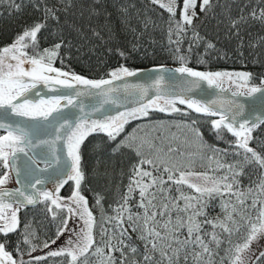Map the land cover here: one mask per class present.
Segmentation results:
<instances>
[{"label":"snow or ice","instance_id":"1","mask_svg":"<svg viewBox=\"0 0 264 264\" xmlns=\"http://www.w3.org/2000/svg\"><path fill=\"white\" fill-rule=\"evenodd\" d=\"M152 2L159 3L160 7L170 14L172 18L170 23H175V29L169 28V42L175 43L178 50L181 37L186 31L185 26L192 25L193 19L197 16L195 11L197 0H183L182 6L178 5L177 0H168L167 3H163L162 0H152ZM210 3L211 0H201V11H204ZM177 7H180L181 11L180 20H175ZM15 10L19 11V6H16ZM43 11L45 18L58 19L54 8L45 7ZM249 15L264 25V9L259 13L253 10ZM240 23H247V18L241 15L238 20L231 22L232 28L237 29V35L239 34L237 25ZM44 26L43 23H35L30 29L18 35L12 45L0 49V130L6 133L0 135V169L6 170L0 172V264H25L22 254L18 261L6 250L5 245L10 242L9 234L18 230L20 236L13 250L22 253L20 244L31 245L29 236H34L35 233H29L30 225L26 224L21 228L18 213L21 208L39 203H46L53 218L57 214L54 209H66V216L62 222L63 230H58L57 238L63 234V231L68 230L67 221L72 216H78L83 221L75 244L69 239L67 247L52 251L50 255L70 256L71 264H76L78 257L86 256L95 243L93 237L95 217L88 207L87 198L80 192L81 183L85 179L81 147L93 134L102 133L109 141H116L126 124L132 119L147 117L150 111L179 113L181 109L176 107L179 103L196 113L219 116L218 120L213 121V128L217 133L219 134L221 128L231 133L237 138L235 147L242 150L245 163L255 162L264 170V156L249 146L251 133L259 125L264 124V118L254 117L239 122V118L243 115L241 109L237 108L229 115L228 110L215 106L216 101L201 103L194 99L171 95L160 87L163 78L156 81L155 98L148 96L147 89H141L138 107L116 115H108L104 119H92L90 114L84 112V108L77 104L79 97L97 90L96 94L102 96L103 101L93 109L94 112L104 111V104L119 106L117 98L113 95L118 91L115 82L125 77L136 76L138 73L127 67H120L110 73V79L91 80L75 73L62 71L54 67V61L61 47L59 43L51 49L39 50L37 35ZM173 34L177 37L175 41L172 40ZM194 39H199L195 33ZM29 48L32 49L31 54L28 52ZM214 48V44L207 43L206 50ZM179 59L184 61L185 57L180 56ZM176 71L194 78L191 81L193 84L206 81L209 86L220 87L224 81H227L230 85H235L237 91L233 93L234 95L260 94L264 102V79L258 85L252 84L251 73L201 72L186 66ZM41 84L53 92H59L61 87L76 91L74 95L30 98L29 94L32 90ZM78 85L83 86V89L77 88ZM73 106L80 107V112L83 113L77 120H71L63 115V108ZM12 117L18 119H11ZM29 121L34 123H28ZM42 127L52 130V140L40 137L39 132ZM193 131H196L197 136L200 135L198 130L193 129ZM135 139V135L130 133L113 149L115 152L120 148H129L140 157L132 168V178L127 193L121 198L116 209V216L109 217V220L114 219L117 222L115 227L119 230L120 238L117 239L116 245L109 242L108 248L111 252H120L121 264L127 259L123 247H129L132 253L137 252L135 247L124 243L123 238L128 236L129 228L137 232L138 238L145 242L143 254L145 264H179L182 254L185 262L189 256H192L193 264H215L213 257L219 255V249L224 242L217 229L221 234L227 233L231 237L233 232H239L242 226L247 230L244 243L236 245L234 251L232 248L225 249V257L230 258V264H245L243 254L250 249L252 241L259 234H264V199L260 198L264 196V171H261L259 183L255 188L242 189L237 179L242 171L233 172L231 165L228 166L229 172H233L231 179L227 175L216 179L206 173L185 171L176 164L166 161L161 155L164 148L158 146L155 141L143 140L139 144H134ZM57 144H61V147L57 148ZM145 147L149 155L145 154ZM37 148L40 149L39 152L36 151ZM173 151L178 149L168 148V152ZM21 154L24 158L22 166ZM145 164L150 165L153 171L166 174V178L164 175L154 176L152 171L143 168ZM13 173L21 186L10 190L6 185L12 179ZM195 180H202L203 183H196ZM70 181L74 183L73 193L67 198H61L60 189ZM169 182L176 186V190L180 193L179 197L164 195L159 203H155L154 201L158 200L157 193L165 194L171 191V188L164 187ZM49 183L54 185L53 191L43 187ZM185 185L198 195H185L181 190V186ZM137 189L140 197L138 208L143 209V212H137L134 216L128 207V200ZM217 198L220 201L223 219L219 216L213 218L207 211L210 201ZM250 198L249 205L247 202ZM181 200L183 205L180 204ZM94 203L98 206L101 204L99 194L94 196ZM238 206L243 211H238ZM247 208L254 209L256 215L245 216L244 212ZM124 212H128V227H124ZM173 212L176 213L175 216L172 215ZM237 215L244 222L243 225L236 220ZM138 221L141 222L139 225ZM230 224L232 227L229 226ZM52 243H55V240ZM44 247H49L48 242H45ZM35 250V246H31L29 254ZM102 251L100 248L95 249V253ZM149 252L152 254L150 255ZM260 256L264 257V253ZM259 258L257 257V260ZM107 260L108 264H116L117 258L108 255ZM223 261L224 258H221L220 264H223ZM84 264H87V260Z\"/></svg>","mask_w":264,"mask_h":264},{"label":"trees","instance_id":"2","mask_svg":"<svg viewBox=\"0 0 264 264\" xmlns=\"http://www.w3.org/2000/svg\"><path fill=\"white\" fill-rule=\"evenodd\" d=\"M16 6H19V11L15 10ZM45 7L54 8L58 19L45 18L43 11ZM261 9H264V0H214L204 14L196 16L192 25L185 26L186 31L177 50V45L169 42V28L175 29V23H170L172 19L170 14L152 0H0V49L12 45L18 35L30 29L35 23H43L45 26L37 35L39 50L51 49L59 43L61 47L54 66L69 73L100 80L111 78L110 73L120 67L134 71L151 66L175 65L201 72L245 71L252 74L251 83L258 85L264 79V25L252 19L249 14L253 10L259 13ZM241 15L247 18V23L237 25L239 29L237 35V29L232 28L231 22L238 20ZM180 19L181 14L176 12L175 20ZM194 33L199 39H194ZM176 39V35L173 34L172 40ZM208 42L214 44L215 48L206 50ZM28 52L31 54L32 49L29 48ZM180 56L185 57V60H180ZM176 107L180 108L181 112L150 111L147 117L131 120L116 141H109L102 133L88 137L84 141L81 155L85 179L81 183L80 192L87 198L88 207L95 217L93 228L95 243L86 256L78 257L76 264H84L85 260L87 264H108V255L116 257V264H121L120 252H111L108 248L109 242L116 245L117 239L120 238L119 230L115 227L117 222L114 219L109 220V217L116 216L121 198L127 193L132 168L140 157L129 148H120L115 152L113 149L130 133L136 137L134 144H139L143 140L155 141L158 146L164 148L161 155L166 161L171 163L179 159V164L189 158L186 155L196 150L195 147L192 150L187 148L182 155L186 134L180 133L179 138L170 140L172 143L166 140L161 145L158 141L159 133L156 129L150 128L164 121L186 124L190 127L187 131L198 140L200 153L202 152L200 159L191 158L199 160L203 166L201 169H194L186 164L178 167L185 171L197 173L202 171L216 179L225 175L231 179L233 172L242 171L237 177L242 189L255 188L259 183L260 173L264 170L255 162L245 163L242 150L235 147L237 138L231 133L223 128L219 130V134L217 133L213 128L216 116L196 113L179 103ZM193 129L198 130L200 135L197 136ZM165 131L169 137L173 129ZM251 136L249 146L264 156V124L254 129ZM169 147L178 151L168 152ZM144 151L149 155L147 147ZM238 152L240 154H237ZM229 165L232 166L233 172H229ZM143 168L152 171L154 176L164 175L166 178V174L153 171L148 164L143 165ZM3 171L6 170L0 169V172ZM164 187L171 188V191L165 194L157 193L158 200L154 201L155 203H159L164 195L179 197L180 193L171 182ZM181 190L185 195H198L186 185L181 186ZM73 191L74 183L70 181L59 196L71 195ZM96 194L101 197L99 206L94 203ZM260 198L264 199V196ZM139 199L137 189L128 200V207L134 216L137 212H143V209L138 208ZM247 203L251 204V198ZM180 204L183 205L182 200ZM219 204V198L210 201L207 209L209 216L213 218L219 216L223 219ZM54 211L57 213L55 218L48 211L46 203L19 210L21 228L26 224L30 225L29 233L35 235L29 236L31 245L20 244L19 247L23 250L20 253L13 250L20 236L19 230L9 234L10 242L5 248L13 258L19 261L22 254L25 264H71V257L67 255H35L37 251L46 248L45 242L50 245L57 239L58 230H63L62 222L66 216V209ZM238 211L243 209L238 206ZM123 215L124 227H128V212H124ZM172 215L175 216L176 213L173 212ZM244 215L254 217L256 211L247 208ZM235 218L243 225L244 222L240 220L239 215ZM137 223L139 225L141 222ZM229 226L232 227L231 224ZM217 233L224 242L219 249V255L213 257L215 264H220L221 258H224L223 264H230V258L225 257V249L232 248L234 251L236 245L244 243L247 230L242 226L240 231H234L231 237L227 233L221 234L219 229ZM123 239L125 244L137 249L136 253H132L129 247L121 246L127 257L124 264L133 262L145 264L143 259L145 242L138 238V233L129 228L128 236ZM31 246H35L36 250L29 254ZM96 248L103 251L95 253ZM259 257L254 264H264V257ZM179 264H193L192 256L185 262L182 254Z\"/></svg>","mask_w":264,"mask_h":264},{"label":"water","instance_id":"3","mask_svg":"<svg viewBox=\"0 0 264 264\" xmlns=\"http://www.w3.org/2000/svg\"><path fill=\"white\" fill-rule=\"evenodd\" d=\"M180 67L182 66L159 65L140 68L134 70L138 73V75L125 77L122 80L116 81L115 87L118 91L113 95L117 98L119 106L104 104V111L94 112L93 109L100 105L103 101V97L96 94L97 90H92V93L89 95L80 96L77 100V104L80 107H83L84 112L89 113L92 119H104L108 115H116L119 112L130 111L131 109L138 107V100L140 98L139 90L141 89H147L148 96L155 98L156 81L163 78V84L160 87L171 95H179L182 98L194 99L200 101L201 103H212L213 101H216L215 106L220 107L222 110H228L229 115L236 111L237 108L241 109L243 111V115L239 118V122H243L245 119H252L254 117L264 118V102H262L260 94H256L255 96L234 95L233 93L235 90L229 83H222L220 87L209 86L206 81H200L197 84H193L191 81L194 78L187 77L186 74L182 75L176 71V69ZM60 70L65 71L63 69ZM82 77L91 79L85 76ZM77 88L83 89V86L78 85ZM75 91L76 89H66L61 87L59 92H53L41 84L36 89H33L29 95L32 99H38L40 97L51 98L53 96L63 94L74 95ZM37 93L38 95H36ZM80 107H65L63 108V115L68 116L71 120H77L81 115H83V113L80 112ZM11 119L18 118L12 117ZM28 123L34 122L29 121ZM0 132L2 135L6 134L3 130H0ZM39 135L43 139H53L52 130L47 127H42ZM93 135H90L89 137ZM56 147L60 148L61 144H57ZM36 151L39 152L40 149L37 148ZM23 159L24 158L21 154V166ZM12 179L15 182L14 186L6 188L10 190L19 188L21 185L17 183L14 173L12 174ZM69 183L60 189L59 195L67 188ZM43 187L49 191L54 190V185L51 183L46 184ZM39 204L29 205L26 208H34Z\"/></svg>","mask_w":264,"mask_h":264},{"label":"rangeland","instance_id":"4","mask_svg":"<svg viewBox=\"0 0 264 264\" xmlns=\"http://www.w3.org/2000/svg\"><path fill=\"white\" fill-rule=\"evenodd\" d=\"M214 0H211V3ZM163 3H167L168 0H162ZM178 5L182 6L183 0H177ZM210 3V5H211ZM158 5H160L159 3H156ZM210 5L204 10L201 11V0H197V7L195 9L197 15L198 14H204V12L210 7ZM176 12H179L181 14L180 11V7H177ZM196 18V17H195ZM195 18L193 19V21L195 20ZM26 67H28L26 65ZM224 72H231V73H236V72H245V71H224ZM223 83L228 84L227 81H224ZM231 87L237 91L236 87L234 84H231ZM217 120L219 119V116H216ZM133 120V119H132ZM170 126V127H168ZM150 129H156L157 132L159 133V138L158 141L161 145L164 144V142L166 140H168L170 142L171 139L173 138H179L180 137V133H185L186 137H185V141L183 144V149H182V155L184 150H186L187 148L189 150H192L194 147L196 148V150L194 152H191L190 154L186 155L189 158H187L186 160H182L179 164V159H175L173 162H171L172 164H176L177 166H180L182 164H186L191 168H198L201 169L202 168V162H199V160L196 159H200V155L202 154L200 145L198 143V140L196 138H194L193 136H190V131H187L188 129H190L189 126H187L186 124H181V123H176L173 121H164V122H160L155 126H152ZM165 129H173V131L170 132V134H172L171 136L167 137V131H165ZM161 133V134H160ZM169 134V135H170ZM172 143V142H170ZM191 157H195L196 159H193ZM197 163L196 165H193ZM192 172H196V171H192ZM201 173H203L202 171H200ZM197 173V172H196ZM196 183H203L202 180H195ZM15 182L13 179L10 180V182L6 185V187H11L14 186ZM65 196V197H61V198H67L69 197ZM83 225V221L79 219L78 216H72L71 218L68 219V223H67V229L65 230L64 233L62 235L59 236V238H57L55 240V243H51L49 245V247H46L42 250H39L35 253V255H39V256H44L47 254H50V252L52 251H57L61 248L67 247V241L69 239H71L74 244L75 242L78 240V235L81 231V227ZM261 253H264V234H259L257 236V238L255 240L252 241L251 245H250V249L248 251H246L243 254V259L245 264H254V262L256 261L257 257L260 256Z\"/></svg>","mask_w":264,"mask_h":264}]
</instances>
